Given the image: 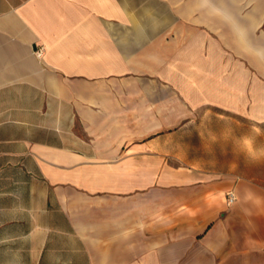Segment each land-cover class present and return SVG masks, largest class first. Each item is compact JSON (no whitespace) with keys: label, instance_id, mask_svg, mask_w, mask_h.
I'll list each match as a JSON object with an SVG mask.
<instances>
[{"label":"crops","instance_id":"1","mask_svg":"<svg viewBox=\"0 0 264 264\" xmlns=\"http://www.w3.org/2000/svg\"><path fill=\"white\" fill-rule=\"evenodd\" d=\"M211 111L264 122V0H0V264H264Z\"/></svg>","mask_w":264,"mask_h":264},{"label":"rangeland","instance_id":"2","mask_svg":"<svg viewBox=\"0 0 264 264\" xmlns=\"http://www.w3.org/2000/svg\"><path fill=\"white\" fill-rule=\"evenodd\" d=\"M194 127L197 133L191 132L189 140L192 151L175 153L200 167L227 170L264 188V122L257 125L246 113L220 117L211 111L203 124Z\"/></svg>","mask_w":264,"mask_h":264},{"label":"built area","instance_id":"3","mask_svg":"<svg viewBox=\"0 0 264 264\" xmlns=\"http://www.w3.org/2000/svg\"><path fill=\"white\" fill-rule=\"evenodd\" d=\"M41 54H42V48L37 49L36 50L37 57H40ZM225 197H226V204L227 205H231L236 199L235 194H234L233 191H228L226 193Z\"/></svg>","mask_w":264,"mask_h":264}]
</instances>
